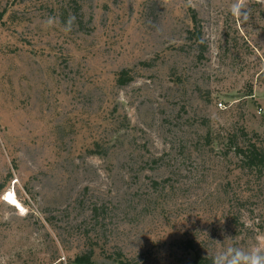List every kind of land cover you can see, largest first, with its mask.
I'll return each instance as SVG.
<instances>
[{
    "label": "rangeland",
    "instance_id": "obj_1",
    "mask_svg": "<svg viewBox=\"0 0 264 264\" xmlns=\"http://www.w3.org/2000/svg\"><path fill=\"white\" fill-rule=\"evenodd\" d=\"M250 143L264 0H0V264L264 255Z\"/></svg>",
    "mask_w": 264,
    "mask_h": 264
},
{
    "label": "trees",
    "instance_id": "obj_2",
    "mask_svg": "<svg viewBox=\"0 0 264 264\" xmlns=\"http://www.w3.org/2000/svg\"><path fill=\"white\" fill-rule=\"evenodd\" d=\"M191 24L193 26V31H189L191 35L190 40H195V42H202L201 29L199 27V21L197 15L194 11H191L190 15ZM201 53L204 52V47L201 44L199 46ZM199 49V50H200ZM203 54V53H202ZM132 81L129 71H122L117 78V83L121 86H126ZM236 155L240 158L243 166L246 169L251 170L252 172H261L264 168V151H262L255 143H250L245 147H240L236 149ZM243 167V168H244ZM94 252L90 251L89 253L79 256L75 259L73 264H93ZM118 264H132L129 261L119 259ZM190 264H214V260L196 253L194 258L191 260Z\"/></svg>",
    "mask_w": 264,
    "mask_h": 264
},
{
    "label": "clouds",
    "instance_id": "obj_3",
    "mask_svg": "<svg viewBox=\"0 0 264 264\" xmlns=\"http://www.w3.org/2000/svg\"><path fill=\"white\" fill-rule=\"evenodd\" d=\"M214 264H264V255L248 253L239 248L228 249L227 252L218 255Z\"/></svg>",
    "mask_w": 264,
    "mask_h": 264
},
{
    "label": "built area",
    "instance_id": "obj_4",
    "mask_svg": "<svg viewBox=\"0 0 264 264\" xmlns=\"http://www.w3.org/2000/svg\"><path fill=\"white\" fill-rule=\"evenodd\" d=\"M220 106H222V105H220Z\"/></svg>",
    "mask_w": 264,
    "mask_h": 264
}]
</instances>
